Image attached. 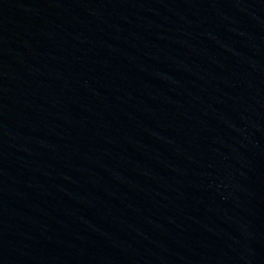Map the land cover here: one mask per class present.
<instances>
[{
	"label": "water",
	"instance_id": "1",
	"mask_svg": "<svg viewBox=\"0 0 264 264\" xmlns=\"http://www.w3.org/2000/svg\"><path fill=\"white\" fill-rule=\"evenodd\" d=\"M0 264H264V0H0Z\"/></svg>",
	"mask_w": 264,
	"mask_h": 264
}]
</instances>
